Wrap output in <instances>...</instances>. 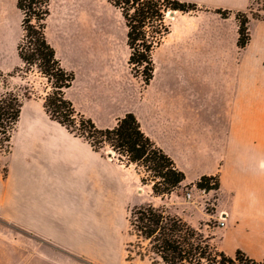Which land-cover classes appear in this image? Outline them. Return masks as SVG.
I'll return each mask as SVG.
<instances>
[{"label": "rangeland", "instance_id": "obj_1", "mask_svg": "<svg viewBox=\"0 0 264 264\" xmlns=\"http://www.w3.org/2000/svg\"><path fill=\"white\" fill-rule=\"evenodd\" d=\"M75 1L78 2L77 8L68 9L69 11L80 14L92 11L94 16V20H88V26L79 28V33L73 38L75 42L62 41L55 32L57 26L54 17L58 16V8L63 0H51L50 11L53 14L46 21L47 30L51 35L55 33L54 38H51L61 50L65 67L75 73L74 90L70 96L79 104L83 113L91 117L100 128L108 124L116 125L118 118L129 111L155 128L160 127L164 144L172 148L174 154L180 158L187 178L197 177L200 172L206 170L213 171L200 175L194 181L183 182L177 187L174 191L182 197L176 198L173 211L184 215V218L177 216L202 232L211 247L224 251L230 245L223 237L226 222L223 226L220 224L221 217L219 220L212 216L210 219L208 217L214 213L221 193L224 195L225 191L229 194L236 182L252 179L256 175L250 173L262 170L264 162V0H248L239 6L208 5L179 0L191 6L188 12L172 10L167 8V5H170L167 4L163 16L164 23L169 29L168 34L173 33L170 38L176 37L177 34H185L184 48L190 51H195L198 43L205 44L206 52L201 54L206 56L207 63L202 67H193L183 59L174 57L182 52L174 53L171 47L166 46L168 43L166 34L152 51L155 67L152 80L155 85L149 88L147 93H145L147 84L144 83L142 76L144 66L129 65L131 50L127 44L128 27L122 9L108 0ZM0 2H2L0 6H5L13 25L9 36L0 37V68L5 69L12 63L13 48L21 36V20L23 21L24 15L17 10L16 0ZM39 14L38 4H34L24 22L27 29L35 27ZM243 22L246 23L249 36L246 46L240 47V26ZM155 25L150 23L147 28L150 40H156L155 37L158 36ZM24 32L23 30V35ZM34 38L33 34L22 43L26 51H29L28 47H31L29 42ZM108 42L111 44V50L107 49ZM87 45L91 46V49L86 48ZM180 48L182 45L176 49L181 51ZM191 54L194 58L200 55L198 52ZM214 57L217 60L221 59L222 64L220 62L219 65L215 64L212 61ZM107 62L110 63L109 68ZM13 76L16 78H12ZM231 76L238 79V116L224 115V110L231 102L230 83L227 82ZM0 80L11 81L12 84L7 91L17 95L20 100L34 94L46 96L54 90L52 82L42 75L37 66L24 63L11 74L0 76ZM87 84L89 91L84 92ZM253 90L254 99L250 98ZM146 94L148 99L140 102ZM182 119L192 120L191 130L195 126L193 121L198 122L199 131H190V136L196 134L201 140L206 142L212 140L224 148L220 160L212 162L208 157L189 153L191 148L187 147L186 142L183 144L179 140L176 128ZM219 123L231 125L233 129L213 133ZM77 129L78 125L76 132H83ZM83 133L88 135L86 132ZM3 139V135H0V150L7 149ZM90 140L97 144L98 149L113 154L135 167L140 177L147 181V184L141 182V187L145 188L144 197L152 198L153 202L149 203L154 207L167 210L162 206L160 196L153 194L154 180L146 167L129 164L127 157L108 143L92 138ZM259 163L260 166H257ZM242 164L250 168L256 165L257 169H249L251 171L249 173L239 168ZM203 175H217L221 183L220 189L217 191L198 189L196 182ZM205 183L213 184L214 180L208 179ZM192 191L200 195L199 205L194 204L189 198L188 194ZM227 202H230L229 198L220 201L222 205ZM134 208L127 212L124 264H163L161 258L153 253L151 240L141 237L140 232L131 224ZM262 260L264 259L258 261Z\"/></svg>", "mask_w": 264, "mask_h": 264}, {"label": "crops", "instance_id": "obj_2", "mask_svg": "<svg viewBox=\"0 0 264 264\" xmlns=\"http://www.w3.org/2000/svg\"><path fill=\"white\" fill-rule=\"evenodd\" d=\"M188 1L239 6L248 0ZM77 6L75 0H63L60 3L59 14L54 20L57 26L55 32L62 41L75 42L73 38L79 33V28L88 26V20H94L92 11L80 14L68 10ZM8 16L5 6H0V37L11 34L13 25ZM21 31L13 48L12 63L5 69L0 68V73L4 75L18 70L23 64L18 53V45L23 38L22 20ZM46 33L65 67L61 50L51 38H54L55 33L51 35L48 30ZM171 35L173 33L166 36V46L171 47L174 53L182 52L174 57L183 59L193 67H202L207 63L206 56L201 54L206 52L205 44L198 43V48L190 51L184 48L185 34H177L172 39ZM110 45L108 42V50H111ZM179 45H182L181 51L176 49ZM86 48L91 49V46L87 45ZM102 49H105V43ZM192 52L200 55L194 58ZM212 61L218 65L221 63V59L217 60L216 57ZM109 67L110 63L107 62ZM227 82L230 83L231 102L224 110V115L238 116V79L231 76ZM11 84V81L0 80V98ZM154 85L152 80L145 93ZM84 88V92L89 91L88 84ZM73 90L72 85L66 90V97L74 103L77 111L83 113L79 104L70 96ZM44 98L42 94H34L23 100L20 118L11 133L7 149L0 150V264H16V260L18 264H124L127 212L136 206L153 202V199L144 197L145 188L141 187V177L135 167L113 154L93 147L84 137L55 120L47 111ZM250 98H255L254 90ZM146 99L147 94L140 102ZM136 117L145 134L183 171L180 158L172 148L164 144L160 127L155 128L138 115ZM191 121L182 119L178 122L176 128L179 140L191 148L190 154L208 157L212 162L220 160L224 148L212 140H201L196 134L190 136V131H199L196 120L191 130ZM114 126L108 124L102 128ZM231 127L219 123L213 133L231 131ZM262 164V170L254 173H250L249 169H257L256 165L250 168L242 164L239 168L256 176L249 181L245 179L236 182L230 195L225 191L224 195L221 193L214 213L208 217L210 219L212 216L216 220L225 218L226 231L223 237L230 244L224 250L225 253L241 249L257 261L264 259V162ZM205 173L213 171L200 172L193 178L187 176L184 182L194 181ZM221 189L223 191V186ZM176 192L160 196L162 206L169 213L184 218V215L173 211L176 198L182 197ZM189 194L191 201L199 205L200 195L194 191ZM226 198L230 202L222 205L221 199Z\"/></svg>", "mask_w": 264, "mask_h": 264}, {"label": "trees", "instance_id": "obj_3", "mask_svg": "<svg viewBox=\"0 0 264 264\" xmlns=\"http://www.w3.org/2000/svg\"><path fill=\"white\" fill-rule=\"evenodd\" d=\"M50 1H17V8L24 15L22 28L25 31L18 45L19 57L25 65L37 66L42 75L53 84V92L44 98L47 111L70 131L84 137L93 147L97 148V144L91 142V138L110 144L127 157L129 164L146 167L152 173V191L155 196L171 194L186 180V175L175 161L145 134L133 112H127L118 118L112 128H100L91 117L77 111L74 103L66 97L65 92L73 85L75 73L62 65L55 48L48 40L46 21L51 13ZM108 1L122 9L128 27L127 44L131 50L129 65L144 66L142 76L144 83L148 85L155 70L152 51L169 32L164 23V8L170 4L167 8L188 12L191 6L179 0ZM34 4H38L40 14L35 27L27 29L24 22ZM150 23L157 26L156 40L148 39L147 28ZM33 34L35 38L30 40L31 47L26 51L22 43ZM248 36L246 23L243 22L240 26V47L246 46ZM0 76L4 74L0 73ZM22 105L23 100L12 92L6 91L0 98V135H3V142L6 144L10 142L11 133L20 118ZM77 125V130L88 135L77 133ZM208 179L214 180V183H205ZM141 182L147 184L143 178ZM196 186L200 190L217 191L221 183L217 175H203L196 182ZM132 218L130 221L135 230L140 232L144 239L151 240L152 251L161 258L163 264H264V260L257 261L241 249L236 250L233 255L216 250L210 246L202 232L183 218L171 215L167 210L156 208L150 203L134 208Z\"/></svg>", "mask_w": 264, "mask_h": 264}, {"label": "built area", "instance_id": "obj_4", "mask_svg": "<svg viewBox=\"0 0 264 264\" xmlns=\"http://www.w3.org/2000/svg\"><path fill=\"white\" fill-rule=\"evenodd\" d=\"M4 149L2 148L3 151H4ZM188 196H190V194H188ZM221 218L222 219L220 220V224L224 226L225 225V218H223V217H221Z\"/></svg>", "mask_w": 264, "mask_h": 264}]
</instances>
